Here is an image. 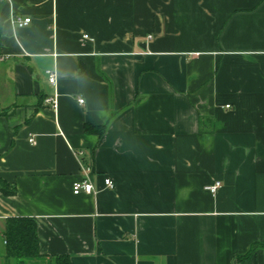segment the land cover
<instances>
[{
  "label": "crops",
  "instance_id": "1",
  "mask_svg": "<svg viewBox=\"0 0 264 264\" xmlns=\"http://www.w3.org/2000/svg\"><path fill=\"white\" fill-rule=\"evenodd\" d=\"M0 180V264H264V0H0Z\"/></svg>",
  "mask_w": 264,
  "mask_h": 264
},
{
  "label": "trees",
  "instance_id": "2",
  "mask_svg": "<svg viewBox=\"0 0 264 264\" xmlns=\"http://www.w3.org/2000/svg\"><path fill=\"white\" fill-rule=\"evenodd\" d=\"M106 128L107 126H104L97 130L93 126H87L86 132H97L102 135ZM0 192L6 196H11L16 191L0 180ZM4 240L6 242V257L8 260L25 261L42 258L39 253L38 226L35 220L24 218L9 219L4 233ZM52 264L73 263L68 257H58L52 261Z\"/></svg>",
  "mask_w": 264,
  "mask_h": 264
},
{
  "label": "built area",
  "instance_id": "3",
  "mask_svg": "<svg viewBox=\"0 0 264 264\" xmlns=\"http://www.w3.org/2000/svg\"><path fill=\"white\" fill-rule=\"evenodd\" d=\"M14 23L20 27H27L32 23V20L30 18L28 19H22V18H15L14 19ZM87 38V36H86ZM47 75L49 77V83L52 85H56L57 82V77L56 74L52 71L47 72ZM45 103L49 106H51L52 108L56 109L57 108V98H48ZM81 104H84V100H80ZM32 143H35L34 140H31ZM105 185L107 188L109 189H114L115 185L114 182L107 178L105 179ZM220 184H216L214 186L209 187L208 189L215 193L218 188H219ZM73 193L78 196L82 193H86V194H94L95 193V189L93 184L89 181V180H84V181H79L73 184Z\"/></svg>",
  "mask_w": 264,
  "mask_h": 264
},
{
  "label": "rangeland",
  "instance_id": "4",
  "mask_svg": "<svg viewBox=\"0 0 264 264\" xmlns=\"http://www.w3.org/2000/svg\"><path fill=\"white\" fill-rule=\"evenodd\" d=\"M5 246H6V244H5ZM49 262H50L49 260H45L43 258H37L35 260H25V261L14 260V261L10 262L9 264H28V263H32V264H49Z\"/></svg>",
  "mask_w": 264,
  "mask_h": 264
}]
</instances>
